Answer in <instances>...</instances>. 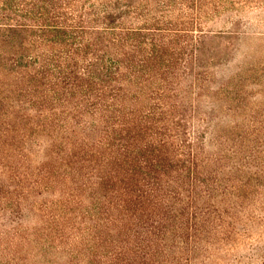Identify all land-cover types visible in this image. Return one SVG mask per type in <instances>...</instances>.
<instances>
[{
    "label": "trees",
    "instance_id": "16d2710c",
    "mask_svg": "<svg viewBox=\"0 0 264 264\" xmlns=\"http://www.w3.org/2000/svg\"><path fill=\"white\" fill-rule=\"evenodd\" d=\"M236 8L264 0H0V264H222L264 226V142L211 132L246 107L213 87Z\"/></svg>",
    "mask_w": 264,
    "mask_h": 264
},
{
    "label": "rangeland",
    "instance_id": "374dc122",
    "mask_svg": "<svg viewBox=\"0 0 264 264\" xmlns=\"http://www.w3.org/2000/svg\"><path fill=\"white\" fill-rule=\"evenodd\" d=\"M209 26L215 31L226 32L225 35L231 38L230 44H226L228 46L221 45V56L213 66L212 73L217 80L213 87L218 90L222 83L237 79L240 82L235 81L234 84H240L246 102L245 111L237 112L231 111L226 101L211 105L215 110L211 132L215 130L223 139L224 133L233 126L250 123L249 130L264 142V8H236L227 15V20L221 17ZM237 137L236 133L231 139L236 140ZM215 139L214 134L208 138L210 151L216 150ZM258 143L259 140H254L251 145L257 146ZM232 147L233 143L227 141L226 148L230 150ZM249 230L248 238L220 249L221 257L226 256L222 264H264V226Z\"/></svg>",
    "mask_w": 264,
    "mask_h": 264
}]
</instances>
